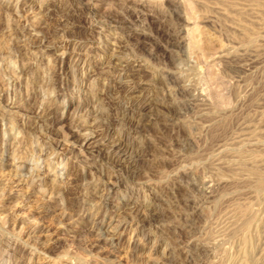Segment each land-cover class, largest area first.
<instances>
[{
    "label": "rangeland",
    "instance_id": "1",
    "mask_svg": "<svg viewBox=\"0 0 264 264\" xmlns=\"http://www.w3.org/2000/svg\"><path fill=\"white\" fill-rule=\"evenodd\" d=\"M124 1L0 0V264H259L264 0Z\"/></svg>",
    "mask_w": 264,
    "mask_h": 264
},
{
    "label": "bare ground",
    "instance_id": "2",
    "mask_svg": "<svg viewBox=\"0 0 264 264\" xmlns=\"http://www.w3.org/2000/svg\"><path fill=\"white\" fill-rule=\"evenodd\" d=\"M136 0H125L123 2L124 6L126 7V11H131L134 9V5L138 3L136 2ZM178 2V1H177ZM181 3V2H180ZM143 4V3H142ZM34 5V4H33ZM185 5V4H184ZM124 7V8H125ZM142 7V6H141ZM125 10V9H124ZM131 13V12H130ZM173 13L177 16H182L183 12L182 10L179 8H176L174 9ZM130 16V15H129ZM132 16V15H131ZM131 18V17H130ZM129 18V19H130ZM186 19V18H185ZM147 30V29H146ZM184 32V31H183ZM187 34V33H186ZM145 35L144 33H137V37L139 38V36H143ZM58 37V36H57ZM136 37V36H135ZM183 37V36H182ZM185 37V36H184ZM173 38V37H172ZM126 39V38H125ZM184 39V38H183ZM43 40V37L39 40L42 42ZM130 40V39H129ZM151 40V39H150ZM175 40V39H174ZM172 41L171 42L174 44H177V45H181L182 44V41L181 40H178V41ZM185 40V39H184ZM142 41V40H141ZM174 44V45H175ZM160 45V44H159ZM142 46V45H141ZM222 47V46H221ZM164 50V49H163ZM166 50V49H165ZM167 51V50H166ZM224 50H221L220 52H223ZM226 51V49H225ZM164 52V51H163ZM219 52V51H218ZM228 52V51H227ZM168 57V56H167ZM222 57V56H221ZM123 71H126L124 70V68H122ZM125 73V72H124ZM127 74V73H126ZM48 77V76H47ZM167 77L170 78L172 80V82H175V83H179V80L177 78V76H175L173 73L171 72H167ZM166 77V78H167ZM41 85V84H40ZM178 86V89L180 92H185L186 91V88L183 86V84H179V85H176ZM136 87V85H135ZM137 87H140L139 84H137ZM189 87V86H188ZM119 94V93H118ZM56 100L54 101V105L52 107H49L47 108L46 110H39V113H38V116L39 117H42V118H45L47 120L50 119V117H53L55 115H53L54 113V110L56 109ZM62 105L61 103L59 104V106ZM142 105L144 106V104L142 103ZM122 106V105H121ZM119 107V106H118ZM120 108V107H119ZM81 110V109H80ZM84 110V109H83ZM89 110V108H88ZM80 117V116H79ZM56 118V116H55ZM81 118H83L81 116ZM52 119V118H51ZM57 119V118H56ZM64 119V110L61 111V115L59 116V119H58V124H61L62 121ZM100 119V118H99ZM116 119V118H114ZM121 119H123V116H121ZM125 119V118H124ZM84 120V119H83ZM121 120H115L114 122H120ZM114 122L112 121L111 124L107 125L105 128H104V132H102L101 135H104L106 137H108L109 134H111L112 130H115V129H118ZM139 122V121H138ZM53 123V122H52ZM110 123V122H109ZM51 124V123H50ZM126 125V124H125ZM186 125V124H185ZM118 126V125H117ZM129 127V126H128ZM194 127V126H193ZM77 128V127H76ZM132 128L135 129L137 132L140 131V124L139 123H132ZM191 128V127H190ZM76 129H74L75 131ZM132 130V129H131ZM116 131V130H115ZM114 131V132H115ZM113 132V133H114ZM134 132V131H133ZM105 139H108L106 138ZM192 138V137H191ZM192 140V139H191ZM18 141V140H17ZM20 141V140H19ZM24 142V141H23ZM21 143V142H20ZM22 144V143H21ZM56 145V144H55ZM28 146V145H27ZM22 147V146H21ZM38 148V147H37ZM37 148L35 145H30V147L27 148V152H29V155L31 154H34L33 156H35L33 158V160L35 161L36 159H42V161H46L47 162V165L50 166L52 164V162H54L56 160V147L54 148H51V150L49 149H41L39 151H37ZM130 150H131V147L128 145V144H125V143H122V141H114V143L111 144V149H109V156L111 157H114V159H116L117 161H122V163H126L127 167H131L132 169L135 168L138 164V162L140 161V158L139 157H132V154L130 153ZM20 151V150H19ZM101 151V150H100ZM63 155V154H62ZM40 160H37V162H39ZM20 168H22L23 164H18ZM125 165V166H126ZM59 167V166H58ZM37 168H40V166H37ZM139 169V168H138ZM39 176V179L41 178L40 177V174H36ZM43 179V178H42ZM257 185L259 187H264V176L263 175H260L258 174L257 175ZM33 181H34V178H33ZM35 183V182H34ZM39 185H42L40 182H39ZM44 185V184H43ZM42 185V186H43ZM41 186V187H42ZM261 189H264V188H261ZM51 195V194H50ZM53 197V196H52ZM44 200V199H43ZM46 203V201H45ZM64 206V205H63ZM48 209V208H47ZM202 212V211H201ZM200 212V213H201ZM136 214V213H135ZM158 214V213H157ZM206 214V213H205ZM156 215V214H155ZM140 216V215H139ZM152 216V214H151ZM150 216V217H151ZM154 217V216H153ZM157 217V216H156ZM243 217V216H242ZM234 218V217H233ZM155 219V218H154ZM246 220V219H245ZM145 221L144 219H140L139 221H137V225L138 228H142L144 225H145ZM220 225V224H219ZM203 226V225H202ZM3 230V229H2ZM140 231L138 230V232L135 234V237L138 236V233ZM248 232V231H247ZM19 238V237H18ZM98 238V237H97ZM118 238V237H117ZM99 239V238H98ZM8 240V239H7ZM96 240V239H95ZM22 241V240H21ZM113 241H116L115 239H113L111 242L113 243ZM48 242V241H47ZM16 243V242H15ZM115 244V243H113ZM117 244V243H116ZM49 245V247H52L53 245V240L52 242H50V244H47ZM26 246H29L27 245V243L24 241L23 243H21V245L19 243H16V245H12V243H10V241L6 242L5 244V248L4 250L7 251L8 248L9 249H13V252L9 253L8 257H3V259H5L7 261L8 264H23V253L24 251L27 249ZM40 246V245H39ZM38 245H33L32 246V249H34V251H38V252H41V247H39ZM175 246V245H174ZM200 246V245H199ZM4 247V246H3ZM133 247V246H132ZM30 248V246H29ZM48 248V247H47ZM3 249V248H2ZM32 251V250H31ZM43 251V249H42ZM173 251V250H172ZM26 252V251H25ZM45 254L48 253L47 250H44L43 251ZM171 252V251H170ZM33 254V253H32ZM175 254V253H174ZM178 254V253H177ZM171 255V254H170ZM173 255V254H172ZM174 256V255H173ZM177 258V257H176ZM166 259V258H165ZM168 259V258H167ZM176 261V260H175ZM255 262V261H254ZM259 264H264V261L260 262Z\"/></svg>",
    "mask_w": 264,
    "mask_h": 264
}]
</instances>
